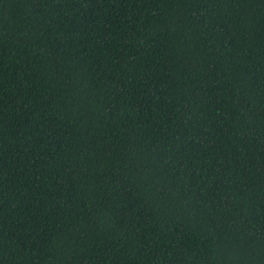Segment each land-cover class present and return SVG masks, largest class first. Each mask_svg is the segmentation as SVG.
Returning <instances> with one entry per match:
<instances>
[{"label":"trees","instance_id":"16d2710c","mask_svg":"<svg viewBox=\"0 0 264 264\" xmlns=\"http://www.w3.org/2000/svg\"><path fill=\"white\" fill-rule=\"evenodd\" d=\"M0 264H264V0H0Z\"/></svg>","mask_w":264,"mask_h":264}]
</instances>
